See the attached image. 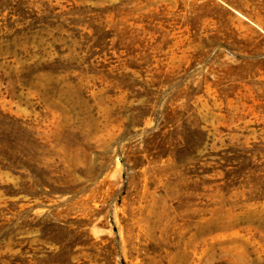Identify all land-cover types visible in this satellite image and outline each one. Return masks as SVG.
Instances as JSON below:
<instances>
[{
  "label": "rangeland",
  "instance_id": "1",
  "mask_svg": "<svg viewBox=\"0 0 264 264\" xmlns=\"http://www.w3.org/2000/svg\"><path fill=\"white\" fill-rule=\"evenodd\" d=\"M0 264H264V0H0Z\"/></svg>",
  "mask_w": 264,
  "mask_h": 264
},
{
  "label": "trees",
  "instance_id": "2",
  "mask_svg": "<svg viewBox=\"0 0 264 264\" xmlns=\"http://www.w3.org/2000/svg\"><path fill=\"white\" fill-rule=\"evenodd\" d=\"M180 146H183L184 149H187L189 147V143H188V141H186V144L181 142Z\"/></svg>",
  "mask_w": 264,
  "mask_h": 264
}]
</instances>
